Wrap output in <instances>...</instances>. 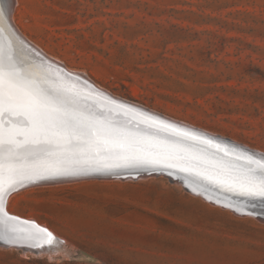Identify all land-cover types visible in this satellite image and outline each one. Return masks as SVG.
I'll return each instance as SVG.
<instances>
[{
  "label": "rangeland",
  "instance_id": "rangeland-1",
  "mask_svg": "<svg viewBox=\"0 0 264 264\" xmlns=\"http://www.w3.org/2000/svg\"><path fill=\"white\" fill-rule=\"evenodd\" d=\"M16 5L15 23L69 69L114 95L264 149V0ZM100 178L14 193L8 210L67 247L33 253L0 245V264H264V220L165 175Z\"/></svg>",
  "mask_w": 264,
  "mask_h": 264
},
{
  "label": "snow or ice",
  "instance_id": "snow-or-ice-1",
  "mask_svg": "<svg viewBox=\"0 0 264 264\" xmlns=\"http://www.w3.org/2000/svg\"><path fill=\"white\" fill-rule=\"evenodd\" d=\"M14 2L0 0V241L49 250L62 243L7 211L20 189L123 170L175 175L198 194L218 190L234 201L227 207L260 214L247 209L264 206V155L222 146L110 97L104 102L101 92L85 93L72 74L53 70L16 37Z\"/></svg>",
  "mask_w": 264,
  "mask_h": 264
},
{
  "label": "water",
  "instance_id": "water-1",
  "mask_svg": "<svg viewBox=\"0 0 264 264\" xmlns=\"http://www.w3.org/2000/svg\"><path fill=\"white\" fill-rule=\"evenodd\" d=\"M15 4V2H14ZM11 26L13 27V29L15 30V32H18L14 22L12 20V15H11ZM19 34V32H18ZM20 40H22L23 38L20 36L19 38ZM23 43L25 45V47L29 50L30 47H33L36 51H38L40 54L43 55V57H48V55L46 53H44L42 50H40L39 48H37L36 46L33 45V43L29 42L28 40H26L25 38L23 39ZM30 51V50H29ZM49 58V57H48ZM55 64L60 65L62 68V71L65 70L64 72L68 73V74H72V75H83V77H85L87 79V81L94 87L96 88V91L101 92L104 94V96L100 97L101 100H103L104 102H107L108 98H112L115 99L116 101L122 102L124 104L130 105L135 109H139L142 112L148 113L150 115H155V116H159L161 119L164 120H168L169 122L176 124L180 127L183 128H188L191 129L193 131H197L199 133H201L202 135H205L215 141H219L221 143L222 146H228L229 148H238V149H243L245 151L248 152H253V153H257V154H261L264 155V152L261 151H257L255 149H251L250 147H248L245 144H240L237 143L236 141L232 140L231 138H227V137H222V136H218V135H214L213 133L203 130V129H199L196 128L192 125L186 124V123H182V121H176L173 118H169L167 116H165L164 114L160 113V112H156L150 108H148L145 105H142L140 103L131 101V100H127L125 98H122L120 96L114 95L113 93H111L110 91H107L105 89H102L100 87H98L94 82H92V80L89 79L88 76H86L85 74H80V73H76V72H71L69 71L65 66H63V64H58V62L53 61ZM85 93H89L88 91H85L84 89H82ZM175 171V170H174ZM92 175H105V176H112L115 178H121V179H138L141 177H146V176H153V175H166L168 177L169 180H171L172 182H180L183 187L190 192H194V193H198L196 191H193L192 187L188 186L187 184H185V182L183 180H181L180 178H178L177 176L173 175V176H169L167 173H150V172H145V171H128V170H123V171H118L112 174H92ZM71 178V177H78V176H67V177H62L59 179H54V180H62V179H66V178ZM102 178V176H99V178ZM200 195H203L204 197H206L207 199H209L211 202L213 203H219L222 204L224 206L228 205V204H232L234 201L233 200H229L228 199V194H222L220 193L218 190L215 191H209L207 193H204L203 189L199 190ZM227 207V206H226ZM231 208V207H230ZM233 209V208H232ZM236 213H239L241 215H249L246 214V212L242 211V210H234ZM247 212H255V213H260L259 215H252L255 216L261 220H264V206H262L259 202H256V207L252 208L251 206L248 207ZM13 215V214H11ZM16 216V215H14ZM18 217V216H17ZM25 220V219H22Z\"/></svg>",
  "mask_w": 264,
  "mask_h": 264
},
{
  "label": "bare ground",
  "instance_id": "bare-ground-1",
  "mask_svg": "<svg viewBox=\"0 0 264 264\" xmlns=\"http://www.w3.org/2000/svg\"><path fill=\"white\" fill-rule=\"evenodd\" d=\"M19 1V0H18ZM16 3H17V0H16V2H15V4H14V11H13V14H12V20L14 21V12L16 11V10H18V8L16 7L17 5H16ZM6 23H7V21H6ZM14 25H15V27H16V29H17V31L19 32V34H18V32H15V30L13 29V27H12V30L15 32V34H16V37H19L20 38V36L24 39H26V40H28L29 42H31V43H33V45L34 46H36L37 48H39L40 50H42L44 53H46L47 55H48V57H43V55L42 54H40V56H41V58L42 59H44V61L47 63V62H51V64H52V68H53V70H56L57 69V66L59 67V70L60 71H62L61 69H64V68H62L60 65H57V64H55L53 61H55V62H58V64L60 63V64H63V66H65L66 67V65H64V63L63 62H61L59 59H56V58H54V56H52V55H50L49 53H47L46 52V50H44L39 44H37V43H35L34 41H32L22 30H21V28L15 23V21H14ZM13 39L15 40V37H13ZM23 39H22V41H23ZM29 50L30 51H35V52H38V51H36L33 47H30L29 48ZM69 71H71V72H76V73H80V74H82V73H84V72H82V71H75V70H71V69H69L68 68V66L66 67ZM65 70H63L62 72H64ZM64 73H66V72H64ZM68 74V73H67ZM85 74V73H84ZM72 79L73 80H76L77 81V84H76V86L78 87V88H81V89H84L85 91H88V92H97L96 91V88H94L88 81H87V79L85 78V77H83V75H72ZM98 87H100L97 83H95ZM100 88H102V89H104L103 87H100ZM106 90V89H105ZM135 93H137V92H135ZM128 100V99H127ZM151 109V108H150ZM153 110V109H152ZM154 111H156V110H154ZM156 112H158V111H156ZM165 116H167V117H169V118H172V117H170V116H168V115H165ZM173 119H175V118H173ZM176 121H181V120H177V119H175ZM182 123H186V122H183L182 121ZM186 124H189V123H186ZM189 125H192V124H189ZM192 126H194V125H192ZM194 127H196V128H199V129H203V128H200V127H197V126H194ZM208 128V127H207ZM203 130H205V129H203ZM210 130V129H209ZM213 130V129H212ZM207 131V130H206ZM215 132H218L219 133V131H216V130H214ZM210 132V131H209ZM212 133V132H211ZM214 135H218V136H222V137H227V136H223V135H221V134H225V133H222L221 132V134H217V133H213ZM227 138H230V137H227ZM232 140H234V141H236L237 143H240L239 141H237V140H235V139H233V138H231ZM240 144H244V143H240ZM246 145V144H245ZM248 146V145H247ZM248 147H250L251 149H255V150H257V151H261V152H264V149L263 148H260V147H256V146H252L251 144L248 146ZM99 176H102V177H112V176H105V175H84V176H78V177H71V178H66V179H62V180H44V181H40V182H38V183H36V184H33V185H29V186H27L26 188H29V187H32V186H36V185H42V184H49V183H54V184H56L57 182H64V181H67V182H69V181H72V180H77V179H83V178H91V177H99ZM166 176V175H165ZM101 179V178H100ZM177 183H180V182H177ZM20 190H22V189H20ZM194 193V192H193ZM195 194V193H194ZM196 195H198V193H196ZM200 195V194H199ZM201 197H203V198H205L206 200H209V199H207L206 197H204L203 195H200ZM210 201V200H209ZM8 202H9V200H8ZM215 204V203H214ZM217 204V203H216ZM219 204V203H218ZM219 205H222V204H219ZM223 207H225L226 208V206H224V205H222ZM228 208H230V207H228ZM231 210H233L232 208H231ZM7 211L10 213V214H12L9 210H8V205H7ZM233 212H235V211H233ZM237 214H239V213H237ZM14 215V214H13ZM244 216V215H243ZM246 216V215H245ZM250 216V215H249ZM252 216V215H251ZM19 217V216H18ZM19 218H21V217H19ZM21 219H25V220H27V221H33V222H35L36 224H38L35 220H33V219H26V218H21ZM38 225H40V224H38ZM41 227H44V226H42V225H40ZM44 228H46V227H44ZM55 237H58V236H56L55 234H53ZM59 238V237H58ZM59 240L62 242L61 244H59L55 249H57V250H64V249H66V247H67V241H65V240H63V239H61V238H59ZM53 243H55V241H53ZM0 245H6L3 241H0ZM8 245V244H7ZM11 247H16V248H22L23 250H25V251H32L33 253H35V252H38V251H40V250H47V247L48 246H44V248H41V249H37V248H30V247H27L26 245H24V246H11Z\"/></svg>",
  "mask_w": 264,
  "mask_h": 264
}]
</instances>
